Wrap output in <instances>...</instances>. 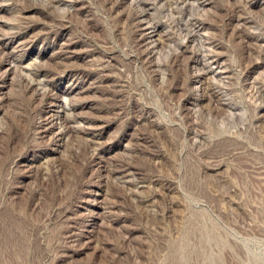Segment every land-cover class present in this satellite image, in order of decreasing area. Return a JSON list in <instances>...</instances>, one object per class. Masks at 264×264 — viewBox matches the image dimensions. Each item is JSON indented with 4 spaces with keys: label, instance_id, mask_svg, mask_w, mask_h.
I'll use <instances>...</instances> for the list:
<instances>
[{
    "label": "rangeland",
    "instance_id": "rangeland-1",
    "mask_svg": "<svg viewBox=\"0 0 264 264\" xmlns=\"http://www.w3.org/2000/svg\"><path fill=\"white\" fill-rule=\"evenodd\" d=\"M0 264H264V0H0Z\"/></svg>",
    "mask_w": 264,
    "mask_h": 264
},
{
    "label": "bare ground",
    "instance_id": "bare-ground-1",
    "mask_svg": "<svg viewBox=\"0 0 264 264\" xmlns=\"http://www.w3.org/2000/svg\"><path fill=\"white\" fill-rule=\"evenodd\" d=\"M141 14H142V16H143V15H144V12H142ZM137 16H138V15H137ZM139 17H141V16H139ZM145 18H146V17H145ZM140 20H141V19H140ZM140 22H141V21H140ZM149 23H150V21H149ZM137 24H138V23H137ZM143 26H144V25H143ZM140 27H141V26H140ZM153 27H154V26H153ZM141 28H142V27H141ZM149 28H152V27H151L150 25H148V24H145L144 29L147 30V29H149ZM154 28H155V27H154ZM153 30H154V29H153ZM139 32H140V31H139ZM148 32H149V31H145V35H144L143 37H146V35H147V37H148V34H147ZM141 33H142V32H141ZM149 37H150V36H149ZM2 39H3V38H2ZM143 39H144V38H143ZM147 40H148V39H147ZM147 42H148V41H147ZM149 42H150V41H149ZM152 43H153V42H152ZM143 46H144V44H143ZM147 46H148V45H147ZM144 47H145V46H144ZM148 47H149V46H148ZM142 48H143V47H142ZM151 48H152V47H151ZM149 49H150V48H149ZM150 50H151V49H150ZM150 50H149V51H150ZM151 51H153V50H151ZM151 51H150V52H151ZM152 53H153V52H152ZM149 54H150V53H149ZM146 56H147V55H146ZM147 58H148V57H147ZM37 71H39V70H37ZM35 75H36V74H35ZM37 75H38V74H37ZM49 80H50V79H49ZM46 81H48V80H46ZM34 82H35V81H34ZM31 83H32V82H31ZM31 83L28 82V84H31ZM36 83H37V81H36ZM28 84H27V86L30 87ZM37 84H38V83H37ZM48 84H49V83H48ZM48 84H47V85H48ZM52 85H53V84H52ZM38 87H39V86H38ZM53 87H54V85H53ZM53 87H52V88H53ZM39 88H40V87H39ZM46 88H47V87H45L44 90H46ZM40 89H41V88H40ZM47 89H48V88H47ZM49 89H50V88H49ZM49 89H48V90H49ZM44 90H43V91H44ZM51 91H52V89H51ZM51 91H50V92H51ZM44 92H45V91H44ZM48 92H49V91H48ZM48 92H47V93H48ZM50 92H49V93H50ZM42 93H43V92H42ZM47 93H43V94H47ZM43 94H42V95H43ZM45 97H46V96H45ZM43 98H44V97H43ZM47 100H48V99H47ZM45 101H46V100H45ZM49 102H50V101H49ZM49 102L46 101L45 103L48 104ZM41 105H42V104H41ZM49 105H52V104H49ZM49 105H46V106H49ZM42 106H43V105H42ZM64 110H65V109H64ZM64 113H66V112H64ZM67 114H68V113H67ZM54 117H55V118L57 117L58 119H60V114H59V113H57V114H53V117L51 116V121H48V120H47L46 122H44V123L42 124V127H43L44 131L49 130V128H51V127L54 128V127H56V126L59 127V132H60V131H63V129H65V128H64V123H65L66 121H65V122H63V121H60V122H54V120H53ZM52 118H53V119H52ZM47 119H50V118H47ZM63 119H64V118H63ZM42 120H43V119H42ZM58 124H59V125H58ZM65 124H66V123H65ZM67 127H68V126H67ZM40 131H41V130H40ZM64 131H65V130H64ZM56 133H58V132H56ZM59 134H60V133H59ZM63 134H64V133H63ZM96 134H97V133H96ZM55 135H56V134H55ZM90 135H91V134H90ZM91 136H92V135H91ZM96 136H97V135H96ZM54 137H56V136H54ZM90 138H91V137H90ZM95 140H96V139H95ZM91 143H92V142H91ZM89 144H90V143H89ZM92 145H93V144H92ZM100 146H101V145H100ZM100 148H101V147H100ZM94 149H98V148H94ZM117 170H119V169H117ZM121 171H122V170H121ZM119 172H120V171H119ZM127 187H128V186H127Z\"/></svg>",
    "mask_w": 264,
    "mask_h": 264
}]
</instances>
